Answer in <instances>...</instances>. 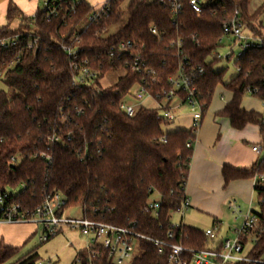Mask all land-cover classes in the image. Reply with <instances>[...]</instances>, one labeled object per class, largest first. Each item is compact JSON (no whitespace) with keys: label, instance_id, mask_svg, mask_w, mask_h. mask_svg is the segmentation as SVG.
I'll use <instances>...</instances> for the list:
<instances>
[{"label":"trees","instance_id":"16d2710c","mask_svg":"<svg viewBox=\"0 0 264 264\" xmlns=\"http://www.w3.org/2000/svg\"><path fill=\"white\" fill-rule=\"evenodd\" d=\"M251 1L207 0L201 16H196L188 0H183L182 15L175 24L167 0H131L124 11L120 8L123 0H110V16L87 29L86 18L93 8L84 2L73 17L46 20L39 11L36 20L21 16L17 27H0V39L23 35L22 48L31 37L38 39L37 48L23 49L20 63L13 67L19 50H0V81L5 86L0 90V194L16 190L15 200L34 209L48 194L60 193L68 208L83 209L90 220L133 229L149 239L188 249L211 248L213 243L204 232L182 224L171 229L169 221L170 214L180 210L185 195L194 150L187 144L196 142L193 130L165 133L158 111L143 107L128 118L119 105L141 78L125 71L116 84L104 88L101 80L118 66L105 65L93 85L73 84L71 62L61 49L62 37L70 40L79 32L82 55L94 66L114 43L134 41L136 50L160 79L156 92L167 88V78L181 65L183 58L170 46L172 41L181 40L189 66L204 70L196 83L202 120L217 88L223 86L232 99L219 116L228 119L235 130L250 124L259 126L264 136V114L241 108L248 88L256 89L254 98L264 103V46L235 61L240 72L228 84H224V72L215 71L221 59L208 61L221 46L223 26L237 13L247 31L264 38L260 31L264 5L252 11ZM124 15L127 20L114 36L98 37ZM17 16V10L11 8L10 23ZM151 26L158 28L162 38L151 35ZM53 137L59 140L53 143ZM222 175L226 185L264 175V160L249 170L225 166ZM256 194L260 211L254 214L264 227V187L260 182ZM153 196L160 200L157 218L145 213ZM19 251L0 244V264H9ZM169 252L165 249L159 254L152 242L137 240L129 264H169ZM86 255V250L78 253L84 259ZM263 255L264 234L250 256L262 260ZM93 263L112 264L101 249H97ZM12 264L41 262L37 253H31Z\"/></svg>","mask_w":264,"mask_h":264},{"label":"built area","instance_id":"2783aa9c","mask_svg":"<svg viewBox=\"0 0 264 264\" xmlns=\"http://www.w3.org/2000/svg\"><path fill=\"white\" fill-rule=\"evenodd\" d=\"M85 0H43L41 11L42 16L46 20L55 18L73 17L77 8L84 3ZM172 19L176 24L183 12V0H167ZM188 5L196 16H201L206 8L207 0H188ZM38 14V13H37ZM37 14L32 17L36 20ZM111 14V8L105 4L102 8H93L86 18L85 29L90 25H98ZM108 29V28H107ZM102 33L97 34L98 37L108 38ZM151 35L162 38V33L156 26L149 29ZM23 35L0 39V50L10 52L19 50L18 56L12 63V67L21 61L23 49H36L38 39L31 37L26 48H22L21 38ZM229 39L232 45L237 46L238 53L236 61L248 51L253 49H261L264 46V38L255 36L247 31L243 21L238 16L223 26V38ZM62 51L67 55L71 62L72 81L78 86L93 85L102 75L105 65L118 66L123 68L127 73L140 76L141 81L135 83L120 102L121 111L128 117L133 118L138 109L142 106L133 107L128 105L124 99L131 97L137 103L144 100H151L155 105L152 110L158 111L157 119L168 123L175 120L174 112L181 106H186L196 118L193 121L192 130L197 133L202 124L201 109L197 100L198 90L197 81L203 76L202 68H194L189 66L187 58L183 57L181 40L172 41L170 46L176 49L177 57L183 58L181 65L175 75L167 78L166 86L160 92L154 91L155 86L161 85L157 73L151 69L142 54L136 50L134 41L126 39L114 43L108 51L104 52L103 59L95 66L89 58L82 55L83 49L80 45V33L74 32L71 39L67 40L66 36L62 37ZM65 40V42H64ZM67 40V42H66ZM232 54L227 58L231 59ZM219 59H221L218 56ZM238 73L239 68H236ZM257 93L256 89H247V95L254 97ZM264 123V120H263ZM58 137H53L51 141L57 142ZM195 143L187 144L188 148L194 147ZM252 151L260 155L263 151L261 145L252 147ZM16 193L6 192L0 194V222L7 224H31L41 231L40 242L46 243L62 231V228L69 227L72 230H79L85 237L88 248L85 259L81 256L77 257L74 264H94L93 258L97 254V249H101L108 253V258L112 264H129L135 253V243L137 240H147L152 242L159 248V254H163L165 249H169V264H264L263 260L251 258L250 254L254 245L264 234V227L261 225L260 218L254 213H248L243 217L241 227L234 231V238L227 239L214 245L209 249L195 250L188 249L182 245L168 244L160 240L149 239L133 229H122L106 223L90 220L84 217L80 220L65 217L67 207L66 198L60 193H50L43 199L42 203L34 209H27L15 200ZM190 202L184 195L179 212L183 215L189 210ZM229 209L233 214L240 215V209L234 202L229 203ZM160 211V200H151L146 208V215L157 218ZM135 225H133L134 227ZM179 225H173L171 229ZM219 225L214 224L211 229L205 231L208 240L214 243L217 240ZM173 239L171 232L168 234ZM245 241V242H244ZM252 243V248L245 253L247 245Z\"/></svg>","mask_w":264,"mask_h":264},{"label":"crops","instance_id":"0c3cea01","mask_svg":"<svg viewBox=\"0 0 264 264\" xmlns=\"http://www.w3.org/2000/svg\"><path fill=\"white\" fill-rule=\"evenodd\" d=\"M109 1L85 0L90 7L96 9L102 8ZM42 4L43 0H0V27L9 24L17 27L21 22V16L32 18L39 12ZM11 8L17 10L19 17H15L10 23L8 13ZM219 87L222 88L221 100L224 103L219 109L214 110L212 118L206 120L205 116L202 120L185 187V196L190 202L189 209L197 213L198 218L190 221L192 225L180 223L204 233L214 224H218V237L213 246L220 245L224 240L233 239L234 231L241 227L243 217L248 213L260 211L256 194L257 183L260 182L264 187V175L233 181L228 185L224 182L222 172L225 166L249 170L264 160V136L259 126L250 124L241 130H235L228 119L219 116L232 99L229 91L223 86ZM249 99L250 102L257 104L247 109L242 105V101L241 108L247 112L264 114V103L254 97ZM255 145L262 146L263 151L260 155L252 151ZM231 202L240 209L239 216L229 209ZM36 231V226L31 224L0 222V244L20 248L37 233ZM262 260L264 261V255Z\"/></svg>","mask_w":264,"mask_h":264},{"label":"rangeland","instance_id":"374dc122","mask_svg":"<svg viewBox=\"0 0 264 264\" xmlns=\"http://www.w3.org/2000/svg\"><path fill=\"white\" fill-rule=\"evenodd\" d=\"M155 0H149V2H154ZM131 0H123L121 4V10L124 11L129 5ZM264 5V0H252L250 4V9L256 10L260 6ZM127 16L124 15L122 20L117 24L107 29L104 36H110L116 34L120 28L125 24ZM261 21L264 22V18H261ZM12 28L14 25H11ZM260 28V27H259ZM264 36V24L263 28H260ZM238 49L237 46L232 45V42L229 39H225L221 46L216 50L212 57H209L208 61H212L218 56L221 58V61L215 67L216 72H224V84L230 83L237 75L238 71L235 66V61L237 58ZM232 54L231 59L227 58ZM125 70L123 68L112 69L108 74L101 80V84L104 88H108L116 84L124 75ZM5 86L0 81V90H4ZM222 88H218L209 110L206 113V120L212 118L214 110L220 108L223 105L221 100ZM249 95H246L243 99V106L245 108L254 107L255 102H250ZM124 101L133 107H147L151 108L155 104L147 99L143 102L137 103L131 97H126ZM175 120L163 124L162 129L165 133L175 132L179 130H190L193 125V121L196 118L193 113L187 109L186 106L179 107L175 112ZM9 193H16V190L10 189ZM153 200H159L158 196H153ZM65 217H70L72 219L80 220L84 217L83 209L81 208H70L66 210ZM198 215L191 209H189L184 215L181 212L171 213L169 216V221L173 225H179L180 223H188L187 225H192L190 222L192 219H197ZM207 222V221H206ZM211 226V224H210ZM37 233L32 236L27 242H25L21 247L17 256L9 263L12 264L19 259L26 257L31 253H37L40 259L41 264H74L78 257V253L85 251L88 248L87 241L85 237L79 230H72L69 227H63L62 231L53 237L50 241L46 243L40 242L41 231L37 229ZM252 248V243L247 245L245 253H247Z\"/></svg>","mask_w":264,"mask_h":264}]
</instances>
